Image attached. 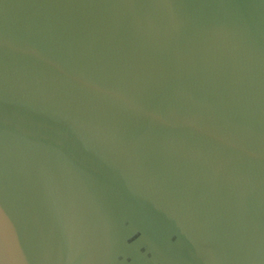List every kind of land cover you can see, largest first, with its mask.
I'll list each match as a JSON object with an SVG mask.
<instances>
[{"label":"water","instance_id":"95a60500","mask_svg":"<svg viewBox=\"0 0 264 264\" xmlns=\"http://www.w3.org/2000/svg\"><path fill=\"white\" fill-rule=\"evenodd\" d=\"M0 264H264V0H0Z\"/></svg>","mask_w":264,"mask_h":264}]
</instances>
